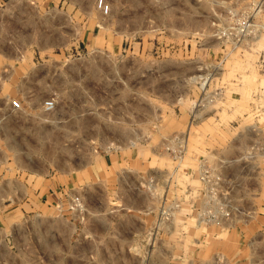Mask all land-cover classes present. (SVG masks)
Wrapping results in <instances>:
<instances>
[{
    "label": "rangeland",
    "instance_id": "rangeland-1",
    "mask_svg": "<svg viewBox=\"0 0 264 264\" xmlns=\"http://www.w3.org/2000/svg\"><path fill=\"white\" fill-rule=\"evenodd\" d=\"M40 1L0 0V264H264V169L246 157L264 133V0ZM238 17L258 33L234 49L217 32ZM202 159L238 177L247 230L197 226L191 201L160 218Z\"/></svg>",
    "mask_w": 264,
    "mask_h": 264
},
{
    "label": "built area",
    "instance_id": "built-area-1",
    "mask_svg": "<svg viewBox=\"0 0 264 264\" xmlns=\"http://www.w3.org/2000/svg\"><path fill=\"white\" fill-rule=\"evenodd\" d=\"M97 8L103 15H107L110 7L104 0H97ZM218 38L232 44L236 48L244 39H252L257 36L258 28L252 23L249 17H238L230 21L226 26L218 29ZM9 106L13 109H19L21 103L17 99H11ZM45 110L54 108L53 99H49L42 104ZM1 112V106H0ZM248 145L246 150L247 162L256 169H264V133H248ZM187 139L184 134H173L165 144V151L169 158L174 162V172L179 169L181 162L186 155ZM262 158V165L255 164L256 157ZM182 169V168H181ZM183 172L189 174V169L183 167ZM248 175V174H247ZM198 181V186L187 184L182 194L176 199L169 201V210L161 209L160 218H169V223L173 219L174 213L181 212L183 207L189 201L190 213L197 226H214L219 229H234L238 222L244 223L243 216H248L235 199L232 198L234 187L238 186V177L224 169L223 165L210 164L202 159L198 161L196 169L192 175ZM250 177L247 180L250 181ZM69 207L78 213L84 211L83 205L77 197L69 200ZM221 257H216L220 260Z\"/></svg>",
    "mask_w": 264,
    "mask_h": 264
},
{
    "label": "crops",
    "instance_id": "crops-1",
    "mask_svg": "<svg viewBox=\"0 0 264 264\" xmlns=\"http://www.w3.org/2000/svg\"><path fill=\"white\" fill-rule=\"evenodd\" d=\"M93 4H94V1L92 0V2H91V4H90V6H93ZM36 6H39L40 8H42V9H51L52 8V4H51V2H50V0H42V1H40V2H37L36 4H35ZM79 4L77 3V2H73L72 4H68V3H60L59 4V6H57V10H67V9H71V10H73V9H83L82 7H80V6H78ZM54 8V7H53ZM85 9H88V5H86L85 6ZM101 13V12H100ZM102 14V13H101ZM11 99H17V98H11ZM10 99V100H11ZM9 100V101H10ZM18 100V99H17ZM9 101L7 102V107H8V109H10V110H17V109H13V108H11L10 106H9ZM20 101V100H19ZM172 101L173 100H170L169 99V105H171L172 104ZM20 103H21V106H22V102L20 101ZM1 106V105H0ZM19 109H21V107L19 108ZM4 108H3V106H1V112H0V120H2L3 118H4ZM171 120V119H170ZM180 122V120L179 119H177L176 120V123L175 124H177V126H178V123ZM181 123H182V120H181ZM180 124V123H179ZM22 125H17V127H21ZM173 127H174V123H170L169 124V133L172 131V129H173ZM46 197V199H45V203H54L55 201H56V199L58 198V193H57V190H55V189H53V190H51L47 195H45ZM137 211V210H136ZM250 224H251V221H248V222H246V223H244L243 224V227L242 228H245L244 229V231L245 230H247V228L250 226ZM0 226H1V221H0ZM241 228V229H242ZM130 233L132 232V233H135L136 231H135V229H133V230H130L129 231Z\"/></svg>",
    "mask_w": 264,
    "mask_h": 264
}]
</instances>
